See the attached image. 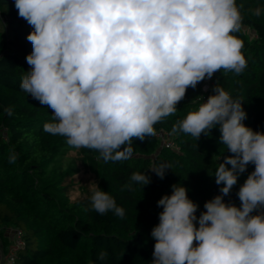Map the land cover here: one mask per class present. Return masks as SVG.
<instances>
[{
	"label": "clouds",
	"instance_id": "obj_1",
	"mask_svg": "<svg viewBox=\"0 0 264 264\" xmlns=\"http://www.w3.org/2000/svg\"><path fill=\"white\" fill-rule=\"evenodd\" d=\"M14 6L33 29L30 71L20 87L52 110L44 131L105 162L130 159L133 140L155 136V125L176 113L189 88L218 71L247 68L235 35L242 26L236 0H15ZM201 99L172 132L199 140L219 128L230 153L214 173L220 194L197 217L188 189L171 186V195L157 201L162 211L151 231V264H264V132L243 123L242 102L218 84ZM250 164L254 170L237 192L240 205L226 203ZM167 169L150 170L164 179ZM150 182L134 172L124 188ZM90 191L92 210L124 218V208L98 183L90 182ZM107 257L102 249L97 259Z\"/></svg>",
	"mask_w": 264,
	"mask_h": 264
},
{
	"label": "trees",
	"instance_id": "obj_2",
	"mask_svg": "<svg viewBox=\"0 0 264 264\" xmlns=\"http://www.w3.org/2000/svg\"><path fill=\"white\" fill-rule=\"evenodd\" d=\"M15 0H0V22L10 24L6 37L0 25V240L5 253L6 230L20 229L25 242L13 247L11 264H151L156 241L151 236L159 223L161 207L157 201L171 195L173 184L188 189L189 198L198 205L196 215L205 211L204 204L220 194L214 173L223 157L230 155L220 142L219 128L199 140L190 135L173 133V125L183 119L211 94L216 84L242 102L247 114L243 123L254 131L264 132V0H236L242 17L241 30L235 35L243 41L242 53L247 68L241 74L216 72L211 79L189 88L177 105L174 115L155 125L166 132V146L155 135L143 142L133 140V155L128 160L108 161L96 151L75 149L64 137L44 131L53 122L52 110L24 92L21 80L30 66L26 56L32 45L27 35L32 27L18 16ZM6 24V25H7ZM209 88L205 89V85ZM11 109V114L6 109ZM16 157L15 163L10 158ZM166 164L164 179L150 169ZM230 167V166H229ZM247 171L238 177L226 203L240 205L237 196ZM134 172L151 178L148 185L130 183ZM114 197L125 210L124 218L112 212L100 215L91 209L90 182ZM16 235V234H15ZM105 261L97 259L101 250ZM7 253V252H6Z\"/></svg>",
	"mask_w": 264,
	"mask_h": 264
},
{
	"label": "built area",
	"instance_id": "obj_3",
	"mask_svg": "<svg viewBox=\"0 0 264 264\" xmlns=\"http://www.w3.org/2000/svg\"><path fill=\"white\" fill-rule=\"evenodd\" d=\"M3 21H5L4 17H3ZM208 88H209V84L205 85V89H208ZM156 135L162 138L164 145L176 147L173 141H167L168 139H166L165 131H158ZM24 245H25V242L22 238V231L20 229H16V246L23 247ZM15 257H16V252L10 251L8 256H6L5 260L3 261L0 260V264H11L15 261Z\"/></svg>",
	"mask_w": 264,
	"mask_h": 264
},
{
	"label": "rangeland",
	"instance_id": "obj_4",
	"mask_svg": "<svg viewBox=\"0 0 264 264\" xmlns=\"http://www.w3.org/2000/svg\"><path fill=\"white\" fill-rule=\"evenodd\" d=\"M3 24L6 25V21H3ZM4 33L6 35V37L8 36V34L10 33V24L8 23L6 25V27L4 28ZM6 235H7V239L5 241V247H6V252L4 253L1 247L2 252L0 254H2L0 256V260L3 261L5 260L6 256H8V254L10 253V250L13 249V247L16 246V235H15V229L14 228H9L6 231ZM2 245V242H1Z\"/></svg>",
	"mask_w": 264,
	"mask_h": 264
},
{
	"label": "crops",
	"instance_id": "obj_5",
	"mask_svg": "<svg viewBox=\"0 0 264 264\" xmlns=\"http://www.w3.org/2000/svg\"><path fill=\"white\" fill-rule=\"evenodd\" d=\"M15 234H16V232H15ZM1 247H2V245H1V240H0V253L2 252ZM1 255H2V254H0V256H1Z\"/></svg>",
	"mask_w": 264,
	"mask_h": 264
}]
</instances>
